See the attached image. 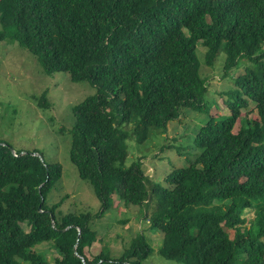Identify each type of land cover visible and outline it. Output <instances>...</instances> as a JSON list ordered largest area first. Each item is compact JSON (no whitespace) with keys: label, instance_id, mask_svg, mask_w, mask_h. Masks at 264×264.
Masks as SVG:
<instances>
[{"label":"trees","instance_id":"1","mask_svg":"<svg viewBox=\"0 0 264 264\" xmlns=\"http://www.w3.org/2000/svg\"><path fill=\"white\" fill-rule=\"evenodd\" d=\"M2 40L36 56L44 73L94 86L73 106L69 160L101 210L57 215L46 197L61 164L0 142V264H141L152 251L142 232L117 259L85 254L90 221L114 194L162 234L168 260L264 264V0H0ZM198 43L205 63L230 76L224 113L200 74ZM249 105L257 117L242 115ZM186 109L204 116L185 143L169 145L187 164L171 163L157 181L131 158L130 141L157 136L168 152L160 139ZM40 244L55 249L54 261Z\"/></svg>","mask_w":264,"mask_h":264},{"label":"rangeland","instance_id":"2","mask_svg":"<svg viewBox=\"0 0 264 264\" xmlns=\"http://www.w3.org/2000/svg\"><path fill=\"white\" fill-rule=\"evenodd\" d=\"M204 47L198 43L197 55L201 61L200 74L207 78L209 97H215L224 113L221 91L231 85L230 76H224L219 64L211 67L204 61ZM242 69L238 70L240 73ZM95 93L94 86L88 81H72L66 72L46 74L33 54L20 47L16 42L0 41V142L8 144L15 150L23 152L36 150L47 160L61 164L62 175L47 194L46 203H58L57 215L64 213H92L101 210L91 184L79 177L78 171L69 160L70 135L73 123V106L87 96ZM46 99H45V98ZM44 98V101L42 100ZM46 103L45 106L40 104ZM180 121H171L167 126L164 153L159 150L157 136L134 144L131 158L140 156L143 169L154 179L165 178L171 163L186 165L174 148L169 145L185 143L187 136L201 124L203 114L184 110ZM257 117L254 105L242 110V115ZM204 117V116H203ZM33 153V152H32ZM181 165V166H182ZM112 205L102 214L90 221L95 238L84 248L91 259L101 249L111 259H117L129 247V242L142 232L152 247L150 255L141 264H183L181 261L168 260L159 254L162 234L151 230L147 221L142 218L141 210L134 205H125L117 195H113ZM249 209L244 213L248 220L253 217ZM28 229L25 223H22ZM233 237L234 230L226 229ZM49 261L57 257L50 244H40Z\"/></svg>","mask_w":264,"mask_h":264},{"label":"water","instance_id":"3","mask_svg":"<svg viewBox=\"0 0 264 264\" xmlns=\"http://www.w3.org/2000/svg\"><path fill=\"white\" fill-rule=\"evenodd\" d=\"M12 150H14L13 148H11ZM22 154V153H21ZM33 154H37V153H33ZM76 245L74 246V249H75Z\"/></svg>","mask_w":264,"mask_h":264},{"label":"bare ground","instance_id":"4","mask_svg":"<svg viewBox=\"0 0 264 264\" xmlns=\"http://www.w3.org/2000/svg\"><path fill=\"white\" fill-rule=\"evenodd\" d=\"M259 27V26H258ZM253 29V28H252ZM255 29V28H254ZM262 36H263V34H262ZM224 48V47H223ZM261 48H262V46H261Z\"/></svg>","mask_w":264,"mask_h":264}]
</instances>
